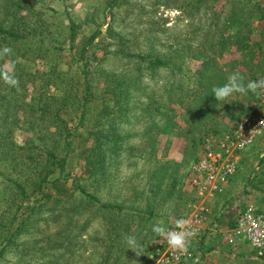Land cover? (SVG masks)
Listing matches in <instances>:
<instances>
[{
    "label": "rangeland",
    "instance_id": "obj_1",
    "mask_svg": "<svg viewBox=\"0 0 264 264\" xmlns=\"http://www.w3.org/2000/svg\"><path fill=\"white\" fill-rule=\"evenodd\" d=\"M0 29L20 35L0 33L19 80L0 79V264H167L152 226L217 195L190 172L204 140L264 113V90L212 93L264 79V0H0ZM250 147L264 210V131L238 164ZM209 212L183 264H264Z\"/></svg>",
    "mask_w": 264,
    "mask_h": 264
},
{
    "label": "built area",
    "instance_id": "obj_2",
    "mask_svg": "<svg viewBox=\"0 0 264 264\" xmlns=\"http://www.w3.org/2000/svg\"><path fill=\"white\" fill-rule=\"evenodd\" d=\"M264 113L257 117L243 119L231 132L221 137H207L204 140L203 154L192 163L190 172L193 183L199 193L204 196L221 191L223 186L238 170V154L264 131ZM238 153V154H237ZM196 210L180 219L190 222V227L198 232L207 219V206L195 205ZM170 230L175 228V223ZM228 240L231 246H247L258 256H264V210L254 203H248L240 212L234 225L228 228ZM194 237V236H193ZM189 238L186 253L172 250L168 244L159 256L162 263L183 264L192 257L191 241Z\"/></svg>",
    "mask_w": 264,
    "mask_h": 264
},
{
    "label": "clouds",
    "instance_id": "obj_3",
    "mask_svg": "<svg viewBox=\"0 0 264 264\" xmlns=\"http://www.w3.org/2000/svg\"><path fill=\"white\" fill-rule=\"evenodd\" d=\"M12 49L4 46L0 49V58L11 54ZM14 65H7L5 68L0 69V79L10 87H15L19 90V80L15 77L13 72ZM258 90H264V79L258 81L249 80L247 84L244 83V77L239 72H233L229 75L227 82L222 86L213 87L212 93L216 101H227L234 93L246 95L248 92L254 94ZM264 124V120L260 122ZM175 228L179 230H166L162 226V221H158L152 226V231L158 236L167 241L168 246L175 251L186 253L188 250V241L190 237L196 235V232L191 229L190 222L185 219H178L175 222ZM124 242L127 244L128 249H131L137 256L143 253V249L137 242L134 235H126Z\"/></svg>",
    "mask_w": 264,
    "mask_h": 264
},
{
    "label": "crops",
    "instance_id": "obj_4",
    "mask_svg": "<svg viewBox=\"0 0 264 264\" xmlns=\"http://www.w3.org/2000/svg\"><path fill=\"white\" fill-rule=\"evenodd\" d=\"M255 148L250 147L241 155L236 176L225 184L221 191L216 193L215 199H213L208 207L211 212H209V223H212L211 228L214 230V234H216V227L221 226L218 221V216L223 217L225 225L227 228H230L234 225L239 213L245 207V202L248 199L246 193L250 192L248 189L251 190L250 186L248 187L246 185L249 177L248 169L249 164H253L255 161L253 159L257 152ZM261 171L263 172L264 170ZM216 215L218 216L215 217Z\"/></svg>",
    "mask_w": 264,
    "mask_h": 264
},
{
    "label": "trees",
    "instance_id": "obj_5",
    "mask_svg": "<svg viewBox=\"0 0 264 264\" xmlns=\"http://www.w3.org/2000/svg\"><path fill=\"white\" fill-rule=\"evenodd\" d=\"M0 33H4V34H7V35H9V36H12V37H15V38H19L20 37V35L19 34H17L16 32H13V31H7V30H3V29H0ZM71 36H72V39H74V36H75V32H74V30H72V34H71ZM96 37V35H93V37H92V40L94 39ZM91 40V41H92ZM88 82V81H87ZM86 98H88V95H86ZM236 127V126H235ZM65 161V160H64ZM84 193H86L84 190H82Z\"/></svg>",
    "mask_w": 264,
    "mask_h": 264
}]
</instances>
